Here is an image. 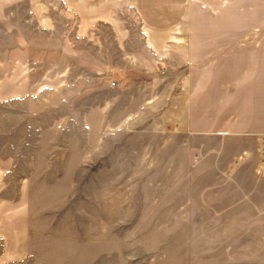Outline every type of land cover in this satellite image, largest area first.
<instances>
[{"label":"rangeland","instance_id":"rangeland-1","mask_svg":"<svg viewBox=\"0 0 264 264\" xmlns=\"http://www.w3.org/2000/svg\"><path fill=\"white\" fill-rule=\"evenodd\" d=\"M136 1L0 0V264H264L257 161L236 162L264 132L170 134L226 63L203 37L262 33L264 0H187L161 31Z\"/></svg>","mask_w":264,"mask_h":264},{"label":"crops","instance_id":"crops-1","mask_svg":"<svg viewBox=\"0 0 264 264\" xmlns=\"http://www.w3.org/2000/svg\"><path fill=\"white\" fill-rule=\"evenodd\" d=\"M136 3L142 22L155 31L182 24L188 9L187 0H176L164 11L160 10V0H137ZM260 4L261 0L259 6ZM247 38H251V41H246ZM262 38L264 31L261 33L256 30L249 34L239 30L208 33L203 37L199 46L204 55L216 58V55L221 54L226 56V63L220 64V67L213 64L210 70L205 66L198 70L197 74L201 76L210 75L205 77L204 81L192 82L188 79L187 93L172 102L174 114L171 115V120L175 131L170 134L191 132L203 135L220 129L234 133L264 132V46L260 47ZM248 43L251 45L248 46ZM246 56L253 71L252 76L249 80H243L242 77L238 80L237 75L246 70L240 64ZM219 72L225 73L226 77L219 78ZM226 86L235 88L227 93ZM230 117H237L238 120H224ZM188 155L185 165L190 161V152ZM211 163L208 165V162L204 161L201 166L194 168L191 175H199L204 167H210Z\"/></svg>","mask_w":264,"mask_h":264},{"label":"built area","instance_id":"built-area-1","mask_svg":"<svg viewBox=\"0 0 264 264\" xmlns=\"http://www.w3.org/2000/svg\"><path fill=\"white\" fill-rule=\"evenodd\" d=\"M114 86V83H112ZM257 138V141L254 143L256 145L255 150L249 148L244 151L241 156H239L236 161L238 166H241L245 162L252 161L256 158L257 165L255 167V175L251 178L250 190L254 193H263L264 192V134L257 135L254 134ZM261 137V139H260ZM199 156L201 153H198ZM229 176V175H228Z\"/></svg>","mask_w":264,"mask_h":264}]
</instances>
